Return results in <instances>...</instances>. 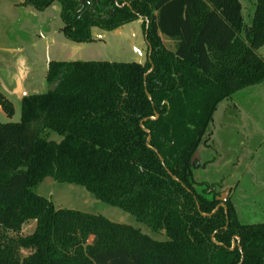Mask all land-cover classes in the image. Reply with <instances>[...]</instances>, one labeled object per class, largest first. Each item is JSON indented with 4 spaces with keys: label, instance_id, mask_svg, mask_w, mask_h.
I'll return each mask as SVG.
<instances>
[{
    "label": "trees",
    "instance_id": "trees-1",
    "mask_svg": "<svg viewBox=\"0 0 264 264\" xmlns=\"http://www.w3.org/2000/svg\"><path fill=\"white\" fill-rule=\"evenodd\" d=\"M55 1L60 30L75 42L141 19L147 60H52L48 90L22 97L20 121L0 122V264H264V222H240L231 197L193 173L220 102L264 82V0L248 26L240 0L24 4ZM0 105L14 116L1 91ZM46 177L83 185L168 239L57 208L35 190ZM31 220L34 231L22 235Z\"/></svg>",
    "mask_w": 264,
    "mask_h": 264
},
{
    "label": "rangeland",
    "instance_id": "rangeland-1",
    "mask_svg": "<svg viewBox=\"0 0 264 264\" xmlns=\"http://www.w3.org/2000/svg\"><path fill=\"white\" fill-rule=\"evenodd\" d=\"M24 1L0 0V91L15 107L14 116L9 117L0 105L1 123L21 120V98L25 94L48 90L46 74L52 60H147L148 45L140 19L114 31L97 28L105 33V44L75 42L60 30L64 23L58 1L45 10L25 5ZM240 1L248 26L255 0ZM163 40L173 48L172 41ZM257 52L264 59V45ZM47 136L56 142L62 139L52 130ZM194 158L195 180L210 186L221 198L231 197L240 222H264V82L220 102ZM35 190L57 208L101 214L139 228L153 239H168L164 231H153L134 214L99 200L83 185L46 177ZM35 225V220L29 221L21 234L32 233Z\"/></svg>",
    "mask_w": 264,
    "mask_h": 264
},
{
    "label": "crops",
    "instance_id": "crops-1",
    "mask_svg": "<svg viewBox=\"0 0 264 264\" xmlns=\"http://www.w3.org/2000/svg\"><path fill=\"white\" fill-rule=\"evenodd\" d=\"M141 24H142V20H141ZM93 36H94L95 40L92 41V42H88V43H91V44H94V43L105 44L106 39H105V33L104 32L98 31L97 28H93ZM91 56H94V55H91ZM25 95H27V94H25Z\"/></svg>",
    "mask_w": 264,
    "mask_h": 264
},
{
    "label": "water",
    "instance_id": "water-1",
    "mask_svg": "<svg viewBox=\"0 0 264 264\" xmlns=\"http://www.w3.org/2000/svg\"><path fill=\"white\" fill-rule=\"evenodd\" d=\"M150 54H151V47H149V56H150ZM225 196H223V198H221V199H226V197L224 198ZM221 205H224V203H221ZM218 208V207H217ZM233 247H235V244H233Z\"/></svg>",
    "mask_w": 264,
    "mask_h": 264
}]
</instances>
